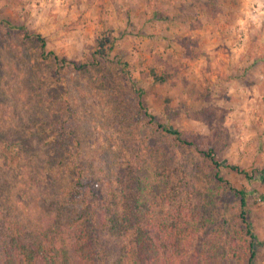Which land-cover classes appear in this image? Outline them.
Returning <instances> with one entry per match:
<instances>
[{"label": "rangeland", "instance_id": "374dc122", "mask_svg": "<svg viewBox=\"0 0 264 264\" xmlns=\"http://www.w3.org/2000/svg\"><path fill=\"white\" fill-rule=\"evenodd\" d=\"M152 71L169 81L155 83ZM204 153L248 193L253 264H264V0H0V242L16 228L70 250L80 171L107 195L134 170L151 224L173 226L183 212L190 241L226 218L244 251L239 200L222 192ZM174 187L189 202L176 204Z\"/></svg>", "mask_w": 264, "mask_h": 264}, {"label": "trees", "instance_id": "16d2710c", "mask_svg": "<svg viewBox=\"0 0 264 264\" xmlns=\"http://www.w3.org/2000/svg\"><path fill=\"white\" fill-rule=\"evenodd\" d=\"M7 23V22H6ZM25 32V36H30L26 27H17ZM42 44L43 51L46 49V43L41 36H37ZM98 54L107 56L105 51L106 41L98 42ZM105 48V49H104ZM112 50V48H110ZM106 53V54H105ZM47 56H53L55 60L58 57L49 52ZM63 64L68 61L63 60ZM71 64V63H70ZM153 81L159 84H166L169 76L158 75L152 71ZM170 101L166 107L170 108ZM152 122L154 117L145 113ZM166 133L175 136L183 144L191 145L185 141L180 131L171 127L159 125ZM9 147L7 148L8 151ZM215 165L216 171L214 179L218 183L223 193L230 192L239 200V212L242 223L245 225V231H239V240L243 247L231 239L232 227L226 224V218L211 219L209 227L212 228L207 237H201L200 234L186 241L184 236L188 238L190 231H185L188 223V215L176 214L172 216L173 226L170 229L169 224H163V228L159 223L151 224L142 215V193L143 188L140 187L142 180L137 171H128L122 175V180L118 179L119 187L117 193L115 189H109L107 195H104V187L91 179V181H80L81 171L77 181L69 191V196L78 200L77 216L73 221V229L76 230V236L71 243L72 248L68 251L60 250L56 247L57 237L46 234L45 236H34L32 241H27L24 233L17 231L8 240L0 242V264H228L232 257H237L244 252L247 256V264H253L256 257L257 237L254 234L252 223L250 222L247 211L248 193L245 190L234 188L220 172L221 164L213 161L211 153H204ZM231 169L243 173V170L234 166ZM264 180V173L261 175ZM108 188H110L108 186ZM174 195L172 200L178 204L186 200L188 197L183 196L180 188L174 187ZM74 196V197H73ZM223 196H217L216 202L220 203ZM119 203L118 213L110 216L109 209ZM99 208L101 220L97 219L96 210ZM111 213V214H112ZM16 226V225H15ZM208 226L205 227L206 234ZM181 228V229H180ZM104 229V231H103ZM124 232V233H123ZM56 237V238H55ZM115 237V246L107 247L103 245L104 239ZM205 238V239H203ZM179 239H183L182 245H179ZM195 246H193L192 245ZM193 248V249H192ZM191 251H194L196 257ZM70 255L69 256V253ZM72 258V261L69 260ZM190 257L191 260H190ZM163 260H166L164 263ZM241 264V263H239Z\"/></svg>", "mask_w": 264, "mask_h": 264}]
</instances>
